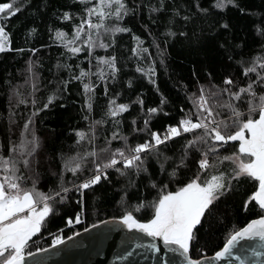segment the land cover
Segmentation results:
<instances>
[{"label":"snow or ice","instance_id":"6c2138e0","mask_svg":"<svg viewBox=\"0 0 264 264\" xmlns=\"http://www.w3.org/2000/svg\"><path fill=\"white\" fill-rule=\"evenodd\" d=\"M228 6L246 13L239 0H70L66 10L50 13L49 0L35 8L32 0L0 3V53H30L23 84L7 82L6 111L0 113V264H43L37 254H59L57 246L78 233L65 236L62 228L50 232L46 225L73 196L76 206L65 227L80 224L85 215L96 213L94 192L105 185L119 192L120 214L88 228L110 223L129 230L120 241L126 249L158 253L159 238L179 257L172 264H264V27L255 29L258 48L241 55L243 43L227 39L231 22L218 11ZM27 9L30 15L42 19L48 14L71 25V33L47 25L51 45L63 51L48 70L53 76L48 84L54 87L39 99L41 89H47L39 49L13 48L6 31V21ZM129 21L140 24L146 36L133 31ZM206 30L216 36L224 32L225 39L208 37ZM36 34V27L29 28L25 42ZM124 34L130 38L127 46ZM174 39L187 41L194 52L203 50L206 58L211 55L222 71L205 68L203 83L193 71V91L181 82L179 118L161 123L160 131L153 126L161 115L169 116L170 101L160 91L158 70H167V49ZM141 80L159 93L154 106H146L142 88L134 98L128 95ZM73 85L85 126L69 129L75 136L70 154L45 156L37 119L71 95ZM101 99L104 103L98 104ZM54 159L59 161L55 170ZM46 166L53 184L44 191L39 185ZM249 184L255 188L250 194ZM228 196L239 197L245 213L253 207L258 211L242 227L227 231L222 247L209 256L202 235L220 223L219 204ZM45 233L51 242L37 246L33 238L39 234L43 241ZM132 255L126 250L115 259Z\"/></svg>","mask_w":264,"mask_h":264},{"label":"trees","instance_id":"16d2710c","mask_svg":"<svg viewBox=\"0 0 264 264\" xmlns=\"http://www.w3.org/2000/svg\"><path fill=\"white\" fill-rule=\"evenodd\" d=\"M8 2V0H0V3ZM40 3V0H32V8ZM51 7L48 9V13L53 10H66L65 6L70 3V0H49ZM240 7L246 9V13L239 12L236 8L228 6L225 10H218L221 17L224 20L231 22L230 33L227 34V39L233 43H243L244 48L241 55H249L254 50L258 48L259 36L255 29L259 27H264L261 22V17L264 16V0H239ZM43 11V10H42ZM31 9L22 11L6 21V31L10 33V39L13 48H30L37 47L38 57L42 68L39 69L41 76L44 78L43 83L47 85V89L42 88L38 93V99L45 97L47 92L54 87L52 84H48V81L53 79V76L48 71L52 68L55 63L58 54L63 51L62 48L51 45L49 39V32L47 25L51 23L53 27H60L71 33V25L67 22H59L57 20L49 19V15L45 14L41 19L40 16L30 15ZM128 26L133 27L138 35L146 36V33L142 30L140 24H135L132 21L128 22ZM37 28V34L34 39H31L28 43L25 42L26 31L31 28ZM154 31H162L158 27L154 26ZM206 35L208 37H213L218 40L225 39L226 34L220 32L219 36L215 33L207 31ZM129 36L127 34L123 35V41L126 46L129 42ZM51 45L50 47L40 48V45ZM154 53V49H152ZM100 54H103L101 51ZM29 52L25 51L23 54H18L15 52L3 54L0 53V113L6 111V102L8 97V81L12 84H23L25 68V61L27 60ZM167 70H158V84L160 91L168 97L170 103L166 111L169 112L168 117L160 116L157 119L156 124L153 126L157 130L162 131L160 127L161 123L175 122L179 118V107L181 102L184 100V90L180 87L181 82L189 86L188 90H194L195 77L193 76V71L200 74L201 82H204V69L207 68L209 71L218 73L222 71L218 65L214 64L212 56L209 55L205 57L204 51L200 52L192 51L188 45L187 41L173 40L167 49ZM131 62L129 63V68H131ZM64 75V73H62ZM128 75H132V71H128ZM219 82V80H217ZM141 88L145 93L146 106H154L159 102V93L146 82L141 80L136 86L135 90L129 93L131 97H135L137 91ZM29 89L27 86L22 88V91L27 92ZM121 102H124L123 100ZM103 99L98 101V104H103ZM187 107V103H185ZM23 110V108H21ZM97 116H99V109H97ZM37 129L39 135L43 138V155L55 157L59 153L60 140L58 138V125H57V104L56 101L49 109L44 110L37 119ZM0 128H2V123H0ZM3 138L2 133H0V139ZM135 141H133L134 143ZM231 143V142H230ZM117 146V145H114ZM52 167H59V161L53 160ZM45 175L42 177V183L39 185L41 190L47 191L48 186L53 184V178L47 173V166L42 169ZM71 175V174H68ZM113 178L115 179V174L113 173ZM255 188L249 184L246 188L248 194L254 191ZM105 193L107 195L105 196ZM94 195L98 196L99 199L95 202V208L97 209L94 214H87L82 218V221L78 225H72L65 227L66 219L68 215L73 214L76 200L75 196L66 203L63 207L59 209V212L52 217L50 223L46 225L48 231L55 232L57 228H62L63 235L68 236L72 232L83 229L96 222L97 220H102L109 218L113 215H119V208L115 201L119 199V192L113 191L106 185L102 187H96ZM246 198V197H245ZM91 195L89 196V203H91ZM219 211L222 213L220 223L213 224L212 228L209 230L205 228L204 234L202 235V242L206 244L207 250L206 254H212L214 251L222 247L223 239L233 226L242 227L248 219L254 218L257 214L258 209L253 207L249 212L245 213L241 207V201L239 197L228 196L226 199L220 201ZM147 214H145V217ZM139 217L138 218H145ZM43 231V229H42ZM38 242L37 246L45 247L50 243V239L47 233L44 234L43 241L40 240L39 234L33 238ZM35 250V248L31 249Z\"/></svg>","mask_w":264,"mask_h":264},{"label":"water","instance_id":"95a60500","mask_svg":"<svg viewBox=\"0 0 264 264\" xmlns=\"http://www.w3.org/2000/svg\"><path fill=\"white\" fill-rule=\"evenodd\" d=\"M108 219L102 220L108 221ZM85 228L88 229L87 232L83 231ZM83 229L76 231L78 236L72 237L71 241L66 240L64 245L57 246L59 254L51 256L37 254V257H44L43 264H163V260H168L169 264H172L173 261L179 260L176 254L169 253L165 249L159 238L157 243L161 251L146 253L143 249H126L124 245L120 244L121 238L129 231L123 227L114 228L112 224L106 223L98 224L94 229L88 228V226ZM108 229L112 230L108 231ZM68 236H72V234ZM146 239L150 238L146 237ZM241 243H245V241H241ZM126 250H131L133 255L122 261L115 259L117 255H123ZM52 251L49 249V252ZM212 254L207 255L211 256ZM223 264H227V261H224Z\"/></svg>","mask_w":264,"mask_h":264},{"label":"rangeland","instance_id":"374dc122","mask_svg":"<svg viewBox=\"0 0 264 264\" xmlns=\"http://www.w3.org/2000/svg\"><path fill=\"white\" fill-rule=\"evenodd\" d=\"M75 92L76 85H73L71 95H68L65 99H59L56 101L58 138L60 140L59 152L63 151L69 154L72 151L71 145L75 139L74 134L70 133L69 129L83 128L85 126V122L81 120L80 112V104L82 103V100L77 97ZM61 105L64 106L61 107Z\"/></svg>","mask_w":264,"mask_h":264}]
</instances>
